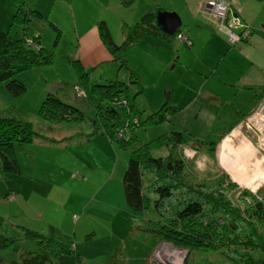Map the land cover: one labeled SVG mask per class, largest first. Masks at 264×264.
Instances as JSON below:
<instances>
[{
	"label": "rangeland",
	"instance_id": "obj_1",
	"mask_svg": "<svg viewBox=\"0 0 264 264\" xmlns=\"http://www.w3.org/2000/svg\"><path fill=\"white\" fill-rule=\"evenodd\" d=\"M27 38L33 40L37 36L32 35ZM46 41L49 46L45 48L51 52V60L19 70L13 75L14 78L24 82V91L14 95L7 89L5 81L0 82V116L30 120L36 131L52 139L62 140L66 138L65 135L70 134L81 137L64 145L45 146L29 142L19 145L15 143L18 171L2 172L0 165V232L18 236L20 239V232L16 225L39 226L43 229L40 232L46 235L62 236L73 243L75 251L81 256L75 264H142L143 257L148 253L149 255L155 253L156 259L164 261L165 264L167 260L169 264H232L217 250L175 244L157 237L153 230H145L139 225V230H137L136 219L126 208L121 179L129 151L136 144H127L125 141L120 143L115 138L107 137L101 132L90 134L96 118L98 124L101 120L105 123L112 120L121 126L120 128L124 126L123 133L133 129L136 139L146 143L149 139L161 134L165 130V125L163 122L145 121L142 123L137 121L141 118L138 109L142 110L151 106L155 107L153 108L155 110L165 98L164 89L166 87L170 93L176 85L173 96H179L185 85L194 86L202 80L199 81L198 76L199 79L194 78L185 67L177 75L178 67H171L173 63L171 51L159 45L150 46L148 42L144 43L146 41L144 40L133 47L124 49L123 53L116 51L119 55H123L128 68L139 77L142 85V94L136 99L137 93L134 95L135 108L131 106L133 97H128L130 105L128 101L116 102L114 111H106L104 106L109 102L108 98L100 99L99 95H95L97 93L94 92L93 98L87 99L86 87L81 84L79 74L72 62L75 58L80 59L79 54L73 52V46L64 41L56 42L52 37L46 38ZM30 42L38 47L34 40ZM171 42L179 44L177 39ZM165 46L171 47L173 44ZM83 65L85 70L90 71L88 79L90 83H105L115 79L130 80L128 69H117L113 62L100 63L95 67L84 63ZM117 71L118 76L115 75ZM169 82L171 84L167 85ZM129 85L137 84L131 82ZM49 90L66 101L78 105L83 110L84 118L75 121H61V123L41 118L38 115V108ZM160 93L163 98L159 101ZM98 103H101L100 109L95 107ZM248 126L255 132L260 144L257 130L249 122ZM243 133L250 138L245 131ZM125 137L128 138V136ZM240 140L241 136L237 135L232 137L230 142L236 147L238 143L240 144ZM226 142L229 141L226 140L223 145L227 144ZM243 142L248 143V140L243 139ZM260 146L264 149V146L261 144ZM243 147L246 148V145ZM236 150L238 151V148ZM168 151H170L169 148H161V151H154V154H166ZM184 151L176 152L175 150L178 155L181 154L186 158L189 154ZM247 151L248 156L251 150L247 149ZM238 153L235 161H232L234 155L231 154L230 167L222 164L228 171L223 170L222 174L228 175L232 181L239 180L234 181L237 184L236 187L229 189L227 194L231 198L230 194L240 185V190L234 194L236 203L232 202L245 209L249 208L255 199L264 201V184H262L264 176L259 180L254 178L247 185L239 183L248 175L246 172L249 173L251 160L249 156L242 158ZM220 160L223 161L221 158ZM115 161L119 167L117 165L113 175L111 166ZM209 168L210 165L200 166L196 169V174L200 178L208 179L210 177L207 173ZM190 171L188 170L189 178L200 181V178L198 179L196 174ZM237 173L239 176L235 177ZM108 176H112L113 179L107 182ZM143 179L144 182L148 180V173ZM209 205L210 202L204 203L206 206L205 220L212 223L215 221L224 223V220L226 223L233 221L231 214H225L223 217L207 214ZM164 216L156 213L150 203L142 213L140 225H145L143 220L146 217L162 219ZM149 227L152 229L154 226L149 225ZM261 228L264 231V227L261 226ZM235 232L240 231L235 230ZM31 242L20 239L18 251L12 250L10 246H0L2 261L0 264H14L12 260L18 259V252L26 250ZM158 252L166 256L159 255L160 258L157 255ZM117 255L122 256L117 257ZM122 257L125 260L118 261V258ZM153 260H151L152 264H161Z\"/></svg>",
	"mask_w": 264,
	"mask_h": 264
},
{
	"label": "trees",
	"instance_id": "obj_2",
	"mask_svg": "<svg viewBox=\"0 0 264 264\" xmlns=\"http://www.w3.org/2000/svg\"><path fill=\"white\" fill-rule=\"evenodd\" d=\"M156 13L157 11H147L140 21L128 26L125 37L120 43L114 41L107 24L104 21L99 22L100 38L106 44L118 66L128 69L130 80L115 79L105 83H90L88 80L90 71L84 69L79 58H75L72 62L79 74L81 84L86 87L88 100L96 92L95 95H99L100 99L108 98L109 102L104 106L105 110L114 111L116 102L125 103L128 101V97H133L131 106L135 108L134 95L141 92L142 85L139 77L128 68L123 55H119L116 51L119 50L123 53L124 49L149 33L158 32L168 38L177 35L178 31L177 34L168 35L157 26ZM40 15L36 9L27 8L23 0H17L12 22L23 25L27 24L31 16ZM33 40L38 47L31 44L30 41ZM33 40L24 35H14L8 30L0 29V82L5 81L7 89L14 95L25 90L24 82L13 77L17 71L51 60V52L40 43L39 38ZM131 82L138 84L137 91H130L129 83ZM168 94L166 89V95ZM128 103L130 105V101ZM95 107L100 109L101 103L96 104ZM173 109L174 106L166 98L154 111L138 109L141 118L137 121L159 123ZM38 115L43 119L58 122L84 118L83 110L78 105L66 101L50 90L38 108ZM100 122L98 124L97 118L95 119L92 132L90 130L91 135L102 131L120 143L125 141L127 144H136L129 151L122 175L126 208L136 219V229L139 225L145 230H153L157 237L175 244L217 250L232 264H264V231L261 228V226L264 227V201L255 199L249 208L245 209L235 205L227 193L237 184L230 180L226 174H221L210 180H191L187 169V159L173 150L175 146L184 143V134L180 130L162 132L144 143L136 139L133 129L123 133L124 126L120 128L121 126L115 121L108 120L105 123L101 120ZM33 140L50 143L61 141V139H52L36 131L30 120L0 116V165L2 172L18 171L15 143L21 145L31 143ZM124 145L126 146V144ZM164 146H167L170 151L166 154H154V151H161ZM211 150H214V146L211 147ZM147 173L148 180L144 182L143 177ZM208 202L210 205L207 214L214 217L231 214L233 221L226 223L224 220V223L216 221L212 223L205 220L206 206L204 203ZM150 203L156 213L165 216L162 219L143 218L145 225L142 226L140 225L142 213ZM149 225L154 227L151 229ZM16 226L20 232V239L32 242L29 243L26 250L18 252V259L12 260V263L75 264L81 259V256L75 251L73 243L65 240L62 236L46 235L26 225ZM235 230L240 232L237 233ZM20 239L18 236L0 232V246L2 247L10 246L12 250L18 251Z\"/></svg>",
	"mask_w": 264,
	"mask_h": 264
},
{
	"label": "crops",
	"instance_id": "obj_3",
	"mask_svg": "<svg viewBox=\"0 0 264 264\" xmlns=\"http://www.w3.org/2000/svg\"><path fill=\"white\" fill-rule=\"evenodd\" d=\"M23 1L27 8L36 9L41 15L31 16L24 26L12 23L17 0H0V29L27 37L35 35L45 47L49 46L46 38H55L56 42L64 41L73 46V52L79 54L81 62L85 65L95 67L100 63L113 62L117 69L120 67L100 38L99 22L104 21L114 41L120 43L125 37L127 27L140 21L147 11H175L182 22L177 35L168 38L161 33L153 32L128 46V48L133 47L144 40H146L144 43L148 42L150 46H162L171 51L173 55L171 67H178L177 75L185 67L194 78L199 77V81L202 80L194 86L185 85L179 96H173L176 85L168 95H166L167 87L164 89V100L167 98L174 109L167 113L162 121L165 125L163 132L176 129L184 134V143L175 146L173 150L183 152L187 148L184 152L189 154L186 157L187 169L191 170V173L196 174V169L200 166L210 165L207 171L210 177L200 178L196 174L200 180H210L220 176L223 170H226L222 164L231 166V154L234 155L232 161H235L237 152L243 158L248 154L247 149L251 150V154L248 155L251 160L249 173L246 172L248 175L244 177L247 180L241 179L242 182L239 183L247 185L254 178L255 180L263 178L264 171H261L264 170V149L258 143L255 132L246 123V116L251 113L264 93V0H230L227 18L238 13L240 21L234 30L239 31L245 26L251 30L237 45L229 42L226 33L219 28L218 18L208 12L205 7L207 0ZM181 34H186L192 43L186 45L180 39ZM173 39H177L179 44L171 42ZM170 43L173 46H165ZM115 75L118 76V71ZM170 84L169 82L167 85ZM129 89L132 92L137 91L138 84L129 85ZM142 90L136 94L135 99L142 94ZM162 98L163 95L160 93L158 100ZM153 108L155 107L149 106L144 110L154 111ZM230 135L232 137L240 135V144L234 147L230 142L232 140ZM64 137L66 138L56 143L34 140L30 144L64 145L74 142L81 136L70 134ZM243 139L248 140V143H244ZM226 140L229 142L223 145ZM243 145H246V148ZM117 165V161L112 163L113 175ZM233 165L235 168V162ZM236 176L239 174L237 173ZM108 178L107 182L113 179L112 176ZM262 181L264 184V179ZM260 187L262 188V185ZM30 228L43 230L39 226ZM160 251L162 252L163 249ZM161 252L158 255H165ZM155 256V253L150 255L148 253L143 257L142 264H152L153 259L156 263L165 264L162 260L158 261ZM124 260L123 257L118 258V261Z\"/></svg>",
	"mask_w": 264,
	"mask_h": 264
},
{
	"label": "built area",
	"instance_id": "obj_4",
	"mask_svg": "<svg viewBox=\"0 0 264 264\" xmlns=\"http://www.w3.org/2000/svg\"><path fill=\"white\" fill-rule=\"evenodd\" d=\"M230 3V0H207L205 7L212 16L218 18L219 28L227 33L231 41L238 44L248 36L251 30L248 26H245L239 31L234 30V28L238 27L240 21L238 16H230L227 18L226 14ZM191 42L188 40L187 44L190 45ZM248 122L257 130L260 144L264 146V93L261 95L254 112L250 113L246 118V123L248 124ZM256 122L259 128L256 126Z\"/></svg>",
	"mask_w": 264,
	"mask_h": 264
},
{
	"label": "water",
	"instance_id": "obj_5",
	"mask_svg": "<svg viewBox=\"0 0 264 264\" xmlns=\"http://www.w3.org/2000/svg\"><path fill=\"white\" fill-rule=\"evenodd\" d=\"M156 24L164 32L173 33L175 30L179 29L181 25L180 16L175 11L168 10H158L156 13ZM238 186L230 195L234 203L236 199L234 197L235 192L240 190ZM169 264V261H166V264Z\"/></svg>",
	"mask_w": 264,
	"mask_h": 264
},
{
	"label": "bare ground",
	"instance_id": "obj_6",
	"mask_svg": "<svg viewBox=\"0 0 264 264\" xmlns=\"http://www.w3.org/2000/svg\"><path fill=\"white\" fill-rule=\"evenodd\" d=\"M230 6V5H229ZM229 10V9H228ZM227 13H228V11H227ZM227 15V14H226ZM238 15V13H235V14H233V16L234 17H236ZM181 25H182V22H181ZM181 25H180V27L179 28H181ZM178 30H180V29H177V30H175L173 33H167V32H165L166 34H168V35H172V34H175ZM223 31V30H222ZM164 32V31H163ZM225 32V31H224ZM226 33V32H225ZM226 35H227V33H226ZM228 36V35H227ZM180 39L185 43V44H187V41L188 40H190V41H192L186 34H181V37H180ZM228 40H229V42L232 44V45H237L236 44V42H233V41H231L229 38H228ZM192 43V42H191ZM256 126L259 128V125H258V123L256 122ZM164 243H166V242H164ZM157 252V251H156ZM159 253V252H158ZM158 255V254H157ZM158 257H159V255H158Z\"/></svg>",
	"mask_w": 264,
	"mask_h": 264
}]
</instances>
